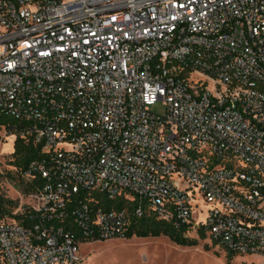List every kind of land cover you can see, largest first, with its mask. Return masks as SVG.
<instances>
[{
	"label": "built area",
	"instance_id": "obj_1",
	"mask_svg": "<svg viewBox=\"0 0 264 264\" xmlns=\"http://www.w3.org/2000/svg\"><path fill=\"white\" fill-rule=\"evenodd\" d=\"M2 115L42 184L0 264L124 237L93 194L264 260V0H0Z\"/></svg>",
	"mask_w": 264,
	"mask_h": 264
},
{
	"label": "rangeland",
	"instance_id": "obj_2",
	"mask_svg": "<svg viewBox=\"0 0 264 264\" xmlns=\"http://www.w3.org/2000/svg\"><path fill=\"white\" fill-rule=\"evenodd\" d=\"M151 110L163 113L159 103ZM13 137L0 127V197L10 201V212L21 215L34 203L30 193L24 191L25 185L10 165L11 143ZM4 220H14L5 216ZM196 245L182 247L167 237H131L90 241L79 246V261L75 264H264L256 255H239L226 252L208 237L200 239L190 230L186 233Z\"/></svg>",
	"mask_w": 264,
	"mask_h": 264
},
{
	"label": "trees",
	"instance_id": "obj_3",
	"mask_svg": "<svg viewBox=\"0 0 264 264\" xmlns=\"http://www.w3.org/2000/svg\"><path fill=\"white\" fill-rule=\"evenodd\" d=\"M17 125L18 124L10 118L4 115L0 116V127L4 130L11 131ZM10 155L12 159L10 165L14 168L15 173L20 177L21 182L25 185L24 191L27 193L31 192V196L34 195L41 186L42 179L36 176L28 181L23 177V171L31 161L39 158V148L34 146L30 141L26 142L23 139L16 137L11 143ZM92 197L106 210L125 208L128 212L129 224L123 238H131L133 236L139 238H155L164 236L174 244L182 247L195 246L197 243L195 239H190L186 236V233L189 232L186 227L176 229L172 224V219H159L158 217L147 214L146 212H143L140 217L132 216V210L136 205L135 201H128L121 197L108 200L101 194H93ZM11 206L12 203H10V201H5L0 197V220L5 216H9L15 221L22 222V224L27 225L28 223L24 220L25 213H27V211H31V208L29 207L22 215H13L10 212ZM197 236L200 239L206 237L200 228L197 229ZM230 255L233 254L230 253Z\"/></svg>",
	"mask_w": 264,
	"mask_h": 264
}]
</instances>
